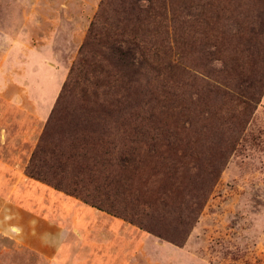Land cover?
Here are the masks:
<instances>
[{"label": "rangeland", "instance_id": "374dc122", "mask_svg": "<svg viewBox=\"0 0 264 264\" xmlns=\"http://www.w3.org/2000/svg\"><path fill=\"white\" fill-rule=\"evenodd\" d=\"M259 1H173L176 15L182 10L179 4L182 7L205 4L208 13H204V17L209 19L215 15L201 35L195 34L198 41L187 50V69L204 80L228 85L237 81L245 85L250 83L249 79L256 78L262 86V95L254 102V111L250 113L235 108L227 98L210 96L207 104L199 103L191 108L182 123L178 119L177 125L184 130L188 141V156L175 163L176 167L170 165L172 175L167 169L154 174L159 166L146 167L139 175L151 176L148 186L152 191L169 179V184H174V188L190 200V205L198 204L200 195L208 193L199 218L191 228L176 216L164 223L171 225V231L179 236L190 229L181 245L118 217L142 231L144 257L135 264H264V32H250L257 24H264V4ZM104 4L106 11L102 9ZM121 5L122 0H0V130L3 127L21 132L32 127L35 133L40 132L30 142H26L24 136L20 142L18 137L15 139L21 154L27 151L30 154L36 148L45 123L56 107L62 85L74 76L70 74L71 69L79 61L92 24L103 27L110 25L108 21L119 22L124 15ZM170 30L173 31L172 27ZM203 40L212 42L208 47L217 50L213 62L218 70L209 77L204 73L207 71L204 63L211 57L197 50ZM92 72L90 65L86 73L77 76L78 82L63 99L55 114L57 131L66 130L70 120L79 115L80 104H85L83 94L97 89L103 97L107 90L113 91L109 84L105 86L101 82L97 88L94 82L103 80L94 77ZM187 81L189 98L195 100L196 94L207 98L200 81L194 86L190 79ZM43 92L47 95V102L42 105L45 116L35 118L32 113L40 108L38 96ZM211 170L214 171L207 173ZM13 174L17 182L8 183L10 187L0 182V193L6 195L17 184L23 185L22 180L18 182L20 172ZM24 185L41 190L47 184L27 178ZM49 187H46L48 191ZM71 197L85 204L80 198ZM56 199L49 196L48 206ZM5 201L0 197V223L7 222L11 209ZM31 205L37 206L35 202ZM0 264L54 263L18 247L0 232Z\"/></svg>", "mask_w": 264, "mask_h": 264}, {"label": "trees", "instance_id": "16d2710c", "mask_svg": "<svg viewBox=\"0 0 264 264\" xmlns=\"http://www.w3.org/2000/svg\"><path fill=\"white\" fill-rule=\"evenodd\" d=\"M173 1L122 0L124 15L119 22L108 21L110 25L103 27L92 24L79 61L71 69L74 76L62 85L56 107L24 172L67 196H76L85 204L181 245L190 229L179 236L164 223L176 216L191 228L208 191L200 195L198 204L190 205L169 179L152 191L148 186L151 176L140 175L146 167L157 166L159 170L154 174L167 169L172 175L170 165L176 167L175 163L188 156V141L177 121L182 123L191 108L207 104L210 96H215L227 98L235 108L250 113L262 95V86L256 78L249 79V84L237 81L228 85L204 80L188 70L187 50L196 45L195 34L201 35L215 15L204 17L208 13L205 4H179L182 10L176 15ZM260 1L264 4V0ZM102 9L107 10L105 4ZM263 26L261 22L250 32H264ZM208 43L212 42L203 40L197 50L211 57L204 63V73L209 77L218 69L213 62L217 50ZM90 65L92 75L103 80L97 79L94 85L98 88L101 83L109 84L113 91L107 90L103 97L97 89L83 94L85 104H80L79 115L70 120L66 130L57 131L56 112L78 82L77 76L86 73ZM188 79L191 86L202 83L206 99L199 94L195 100L189 98ZM181 127L187 129L184 124ZM217 135L218 132L213 140Z\"/></svg>", "mask_w": 264, "mask_h": 264}, {"label": "crops", "instance_id": "0c3cea01", "mask_svg": "<svg viewBox=\"0 0 264 264\" xmlns=\"http://www.w3.org/2000/svg\"><path fill=\"white\" fill-rule=\"evenodd\" d=\"M38 101L40 108L32 113L35 118L45 116L42 105L47 102L46 92L38 96ZM39 133L32 131V127L21 132L3 127L0 130V182L10 187L15 181V171L20 172L18 182L23 181V185L17 184L10 193H0L11 207L7 222L0 223V232L18 247L54 264H135L140 261L144 257L140 229L93 206L78 203L47 185L41 190L24 185V180L31 179L23 172L31 153L21 154L14 141L18 137L20 142L24 136V140L30 142ZM48 195L57 197L50 206ZM34 202L37 206L31 205Z\"/></svg>", "mask_w": 264, "mask_h": 264}]
</instances>
